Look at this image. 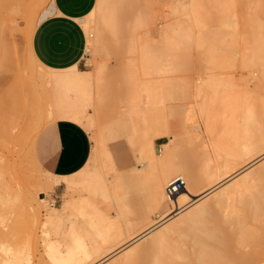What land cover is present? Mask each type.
Here are the masks:
<instances>
[{"label":"bare ground","instance_id":"1","mask_svg":"<svg viewBox=\"0 0 264 264\" xmlns=\"http://www.w3.org/2000/svg\"><path fill=\"white\" fill-rule=\"evenodd\" d=\"M98 1L101 2V0ZM188 1L190 2L189 5L187 4L188 6H186L188 7V10H184V12H188L189 14H186L190 18L187 25L185 23L184 26H188L190 24L189 26L191 31L193 28L198 26L199 28H197L199 29V32H197L196 29L194 33L199 34L195 37L193 31L192 33L191 31L189 32V30L186 31L189 27H187V29L186 27H183V22L185 20H182V23L179 22L180 24H176L178 25V28L175 27L176 25L174 28L173 25L168 22V25L170 24L173 27V30H167L168 25L165 30L162 29L165 32V39L167 40L165 41V48L167 44L169 42L171 43L173 40L175 42L173 41L171 45L179 42L178 39L180 38L176 39L174 36L175 33H179V35L184 33L185 35L182 34L183 37L187 38L186 36H188V39L195 37L199 41L198 45L203 44L205 46L206 53L213 56L211 57L213 60L210 58V61L215 62V60L218 59L219 56L217 57L218 53L216 52L219 50L222 51V53L224 52V57H226L225 60L230 56L234 58L236 64L240 65L242 68L249 67L253 64L260 65L261 62L264 63V0H240L239 3L236 2L237 0ZM41 2H43V0H0V51L4 53L1 54L0 52L2 55L1 59L4 60L6 58V60H15L12 59V56L16 55L17 45L13 43V41H10V38L8 39L7 35L10 21L13 20L16 14H23L27 18V20L25 19L27 21L25 24H28L27 34H30L27 36H31L32 38L36 28L34 16L36 14L37 7L42 5ZM147 2L148 0H128L129 5L126 4V7H122L121 11H119L120 14H117L116 12L119 10L117 8L118 6L116 7L117 10H112L113 12L110 13L108 11L109 14H105V12H103V20H101L103 23L101 24V27L99 24L98 28H100H97V32L103 37V40H105L108 29V27H106L108 20L111 21L112 18L114 19L116 14L118 15L117 18H121L122 21H124V16H128L129 14L132 16L134 14L133 16L136 20L134 21V24H131L133 25L131 28L134 27L133 30H135L136 25H141L140 23L144 21L145 17L142 15V13H144L143 6L146 7ZM54 3L52 1L45 9H43L40 14L39 21L54 10ZM111 9L112 8L107 10ZM130 15L129 17H131ZM212 16H214V20L209 22L208 18H211ZM78 18L81 20L85 19L83 15ZM190 19L193 24L197 26L193 27L194 25L191 24ZM13 21H15V19ZM129 26L130 25H128V27ZM179 30L184 31L179 32ZM167 31L174 33V35L172 34L167 37ZM122 34L124 33L122 32ZM179 35L176 36L179 37ZM100 36H98V38ZM168 39L172 41L169 40L168 42ZM169 44L168 46H170ZM151 45H149V47ZM142 46L143 44L141 47ZM32 48V45H30L27 55L30 56V59H34L36 63L39 62V65L41 61L38 59ZM144 49L147 51L149 50V53L150 51L153 52V54H149L145 51L144 55H146V57L147 55H150L147 60L148 67H155V62H157L156 55H158V52L155 51L156 48L153 50L146 46ZM146 57L142 60L146 61ZM224 57L222 58L223 60ZM8 63L10 62L8 61ZM158 63L159 62H157L156 68ZM40 65H43V67L45 66L42 63ZM45 67L50 71L45 74L43 73L45 76L41 73L39 78L41 79V77H43L42 80L44 82L46 81L56 86L55 91L51 95V100L48 99L47 102H40V99L29 91L30 88L28 86L29 90L27 89L25 86L27 83H23V81L26 82V80L23 79H25L26 76L27 78L29 76L25 74H22L19 76L20 79H17L18 81L21 80L19 81L20 83L16 84L17 81L15 80L16 82H13V86H9L0 92V147H2V149H9L8 152L10 151L16 155L14 157L11 153L13 155L11 157H14L11 160H9V157L6 158L7 155H0V162H5V164L3 162L1 164L4 165V168L6 166L7 169H5V173H8L7 179L8 182L10 181V183H7L4 179L5 181L2 180V183L0 180V217L3 216L2 213L4 212L3 208L5 206L4 202L6 201L8 203L9 200L11 202V199L8 200L7 198L12 196H14V199L18 196L16 199L19 198L22 201V205L31 212V215H34V219L36 216L37 220L40 214L38 207H33V204H30L32 200L31 195L29 203V199H24L25 193L26 191L28 192V190L32 191L30 192L31 194L34 193L35 195H39V193L35 191L33 186H29L31 185L29 184L30 180L25 179L27 168H25L26 165H24L23 162L27 158L25 160L22 158L16 159V157L20 156V152L23 153V151H20L22 148L19 147V144H23V141L26 138L28 142V138H30V136L33 137L31 138L33 140L31 145L34 144L39 130L46 123L57 118L72 119L83 125L93 124L92 121L94 118L88 112V106L92 103L91 90H93L92 88L95 86L94 83L97 82H95V77L98 79V75L94 76L90 73V70L82 69L76 64L63 68H57L49 65ZM150 69L154 70L153 67ZM20 70H22L21 67L18 68V71ZM251 72H256V70L251 69L249 73ZM206 79V83H209H207V85L209 87L212 85L216 89L214 92L211 91L213 95L211 94L210 97L213 99V96H215V100L218 96L220 97L219 99L217 98V102L212 99L209 100L208 98L210 97H208L207 101L205 100L200 106V112L204 113L206 118V136L203 135V137H201L198 133L190 136L191 140L194 139V142L196 141L195 138L198 140V136L200 139L202 138L200 143L204 144L203 147H205L203 148L204 158L202 160L205 161L201 160L200 162L205 163L200 167L198 166V171L189 167L188 168L191 170L185 168V170H187L186 172H184L185 170L181 171V173L183 172L182 178L184 180H186L184 175L185 173H187V179L189 178L187 188H190L191 191L197 187H199L197 190L202 189L199 192L195 190V192L191 193V195L194 196L190 197L189 194L188 196L190 199L187 198L185 203L181 204L178 202L181 205L173 210L174 214L170 216L171 213H169L168 215L171 218L175 217L172 221L165 224L163 223L165 216L163 217L164 220L160 222L161 219L154 220L152 218V214L150 213L148 214L147 220V216L145 217V220L148 221L146 227L132 236L130 233L129 235H126V233V236H124L119 232V234H117L120 239L117 240V236L114 234V231L111 233V226L115 220L107 216L105 217V214L96 197L101 196L105 199H110L114 196L115 201L117 202L116 199H118L119 202V195L122 196V194H119V186L116 182H109V180L106 181L105 177L102 176L103 171H101V168V172H99V170L92 169L90 168L91 166L89 167L91 164H89L91 160L90 157L86 164L77 171L81 173L80 179L66 181V196L60 205H55L53 201H48L46 196L40 195L41 199L43 201L45 200L47 205L46 217L43 222V229L45 230L43 231L46 233V235H44V238L46 237L44 241L47 242L46 240L50 239L48 242H51L48 245L46 244L48 247L46 246L45 249L49 248V252L52 251L48 253V255L51 256L50 258L55 264H96L99 261H104L117 251L120 253L119 250L124 248L122 247L120 249L124 242L120 244H118V242L123 240V238L126 239V242L128 240L130 242V239L133 238H141V236H146L147 233L152 232L153 228L161 224H165V227H162V229L156 232L144 244L133 248L132 246L125 247L128 249L124 250L126 251L123 255L124 258L120 256L123 259L120 257L117 259H121L123 263H120V260H113V263L111 261L109 264H114V262L117 264H136L138 262L139 264H264V161L258 167L244 172L245 169L247 170L250 167L249 163L257 160L259 161V159L264 156V96L261 105L254 99H246L243 93V88L244 85L247 84L243 81V79L241 84L239 80L234 77V75H231L229 81L225 80L227 83H224L219 79H217V81L215 76L213 78L212 76L211 78L206 77ZM42 80L41 82H43ZM262 80L264 82V68H262ZM44 82L43 84H45ZM220 83L223 85L222 89H220L221 92L220 90L217 91ZM96 84L99 86V83ZM198 85L199 86H197V88L201 86V83ZM241 85L243 88H240ZM235 86L239 88L236 89ZM50 90L52 91V89ZM92 93L94 94L96 91H92ZM47 98H50V96ZM221 99L223 100L221 101ZM199 105L200 104H198V106ZM170 138L172 139V136ZM171 139L163 142V148L161 147L157 149L158 144L152 137L150 139L152 141H147L148 144L142 149L143 151L141 150V153L137 155L139 156L138 158L147 157L148 164L146 167L143 168L142 166L136 165V167L140 169L142 168L143 171L145 170V179L149 181L153 179L155 180L160 174L161 169L162 171H165L163 170L164 167L168 168L169 171L166 169L165 173H169V175L170 171H173V167L172 165L170 166V164L172 163V158H175L178 154V152L175 151L180 144L179 140H176L175 137H173V141ZM200 139L198 141H200ZM103 150L105 152L104 155L111 160V150L106 148V146L103 147ZM175 153V156L172 155ZM32 156L30 154V157L32 158L29 159L30 162L32 160L35 164L40 165L35 154ZM170 158L171 161L169 160ZM165 163L169 164V167ZM158 164L166 166L160 167ZM155 165L156 167L157 165L160 167V172H158L159 170L157 169L159 174L155 172L157 176H155L156 174L153 172V169H155L153 166ZM192 166L193 165H191V167ZM246 166L249 167L247 168ZM3 167L0 168V172ZM45 171L51 176L64 177L61 175H55L48 170ZM242 172L243 174L239 176ZM165 173L161 172V177L165 176L163 175ZM139 174L142 173L139 172ZM169 175L166 174L168 179ZM181 175L179 174V176ZM153 176L156 178H153ZM164 178L165 177H163V179ZM167 178H165V180H167L169 184L171 179L169 181ZM58 181L59 180H52V187L57 185ZM7 184H11V190L7 188ZM21 184L26 186L27 190L25 187H22L23 189H21ZM42 186L46 191L44 183ZM183 190L185 192L186 187H183L182 191ZM211 190H213V195L211 194L212 196L208 200H199L201 202L198 203L197 201L194 207L190 209L186 208L187 206H190L191 201L197 200L195 199L196 196L204 192L209 193ZM184 192L181 193L180 191L174 197H180ZM33 198H35V196H33ZM182 198L180 197V199ZM153 199V203H157L158 197L156 196ZM16 202H18V200H16ZM149 202L152 203V201ZM14 205L15 204H13V207ZM185 208L188 210L183 212ZM151 210L153 209L151 208ZM180 211L183 212V214ZM179 212L181 215H179ZM91 225L95 227V232H93L94 229L91 228L93 227ZM4 227L6 228L7 226ZM6 230H9V232ZM11 230L8 229V227L7 229L2 228V224H0V249L13 244L15 247L14 260L16 261V264H48L43 254L37 256V254L34 253L32 245L26 243H23L25 246L20 244L17 245L15 243L17 240L14 239L15 237H13L12 240L14 243H11L10 241L8 242V240H11L9 238L13 234ZM52 233L54 235L56 234V238L53 236L55 239H52L50 236ZM14 234L13 236H15ZM112 234L115 236H112ZM98 235L103 241L98 240ZM122 235L124 236L123 238ZM127 237H129L128 240ZM52 240H54L53 242L57 240L58 243L55 242L53 244ZM63 240H65L64 243L66 242V250L62 249L64 246L60 245ZM185 240H189V242H191L190 250H187L184 246H182L185 244V242H183ZM35 242L37 243V241ZM187 247L189 248V246ZM147 257L150 259H147Z\"/></svg>","mask_w":264,"mask_h":264},{"label":"rangeland","instance_id":"2","mask_svg":"<svg viewBox=\"0 0 264 264\" xmlns=\"http://www.w3.org/2000/svg\"><path fill=\"white\" fill-rule=\"evenodd\" d=\"M52 1L53 0H45V1L43 0V2H41L42 5L37 7V11L34 16L35 17L34 23L36 25V28L39 22L41 12ZM236 2L239 3L240 0H237ZM95 3L96 4H94L91 10H89V12L83 15L85 17L84 20H81L78 18L84 27V30L87 35V41H88V46H87V49L85 50L84 58L78 64V66L82 69L90 70V73L93 74L94 76L98 75V79L97 77H95V82L97 81L96 83H99V86H100L99 87L96 83H94L96 87L93 85L95 88L93 87L92 88L93 90H91V102L92 103L88 106V112L94 118L92 121L93 124L91 125L84 124L83 126L87 128V130L89 131L91 135V139H92V151L90 154L91 160L89 162V164L90 163L91 164L89 165V167L91 166L90 168L99 170V172L103 171L102 173L104 175L102 174V176L105 177L106 181L109 180V182L110 181L116 182L119 186V191H120L119 194H122V196L119 195V198H120L119 202H118V199H116L117 202L115 201L114 196L113 198L110 196L111 200L109 198L105 199L101 196L96 197L101 209L103 210L105 214V217L107 216L115 220V222H113V225L111 226V230H112L111 233L114 231V234L117 236V240H118L120 239V237L118 238L119 232L122 233L124 236L129 235V233L132 236L136 234L137 232H139L140 230H142L144 227H146L147 222H148L146 220L148 219V214L150 213L152 214V218L154 220L161 219L160 220L161 222L162 220L165 219L163 222L165 224L172 221V219L175 218V217H172V218L170 217L172 214H174L173 210L177 208L178 206H180L182 203H185L186 202L185 200H187V198L190 199L191 196H194V195H191V193L195 192V190L199 188L197 187L193 189V191H191L190 188H187V185H188L187 182H189L188 180L189 178L187 179V176H186L187 173H185L184 175L186 177L185 178L186 180H184L185 181L184 187H186V191L184 192V190L182 191L181 189L180 190L181 193L184 192L185 194L183 193L184 195L183 194L181 195L180 193L181 196L179 195L181 198L182 197L183 198L182 199H180V197L169 198L168 193H167L168 182L167 180H165V178H167L166 174L169 175V173H165L166 169L167 171L169 170L168 168L164 167L166 165L167 166L169 165L167 163H165L166 165L164 166L158 164L160 167L161 166L164 167L163 170L165 171H162L161 169V172L165 173L163 174L165 176L161 177L162 174L160 172V167L157 165L158 167L157 168L155 165L153 167L156 170L153 168L152 169L154 170L153 171L154 174H156L155 172L159 170L158 172H160V174L157 172V174H159L158 177L157 178L155 177L157 176L156 174L155 176H153V178L154 177L156 178L155 180L153 179L149 181L145 179L146 178V175H145L146 173L144 174L145 170L143 171L142 168L140 169L136 167V165L142 166L143 168L146 167L148 164L147 157L138 158L139 156L137 155L141 153V150L148 144L149 141H152L150 139L153 137V140H156L158 144L157 149L161 147L163 148L164 147L163 142L168 140L171 136H172V139L171 138L170 139L172 141H173V137H175L176 140H179L180 145L177 148L178 151L177 150L175 151V152H178V154L177 155L176 153L172 154L174 156L176 155L175 158L174 157L172 158L173 159L172 161H171V158L169 159L172 162L170 166L172 165L173 167V168L171 167L173 171L170 169L172 172L170 171V175L168 176L169 179L167 178L169 181L170 179L172 181L174 178L183 177V172L181 173V171H184L185 168L186 169L192 168L193 170L195 169V171L196 170L198 171L199 167L205 163V162H200L204 158L203 148L205 147H203L204 144L200 143L202 138L200 139L199 136L200 135L201 137H203V135L206 136V133H207L205 114L200 112V106L204 103L205 100L207 101V98L210 97L211 94L213 95L212 92L216 91V89L212 85H210V87L207 85L208 82L206 83V80H207L206 77L211 78L212 76L213 78L215 76L216 80L219 79L220 81L227 83L226 81L230 80L229 78L231 77V75H234V77L237 80H239L241 84H242V79H243V81L247 85H244V88L241 85L240 88L244 89L243 93H244L245 98L254 99L258 104L261 105L263 102V96H264V82L262 80V68H264V63L261 62L260 65L253 64V65H250L249 67L242 68L240 65H237L235 59L230 56L228 57L229 59L227 58L225 60L226 57H224L225 56L224 52L222 53V51H219V50L216 52L218 53L217 57L219 56L218 59L214 57L217 60L214 59L215 62L210 61L211 59L213 60V58H211L213 56H210V54L206 53L205 46L203 44L198 45L199 41L195 37L199 33L196 34L194 33V31L197 29L196 31L199 32V29H198L199 27L193 24L191 19H190L191 24L194 25L192 26L198 27V28L195 27L192 30L193 33L195 34V37H193L192 39L190 38L188 39V36H186L187 38L183 37V35H185L184 33H182L183 35L180 34L181 35L180 36L179 33L178 34L175 33L174 35V33L167 31L168 32L167 37L173 34L176 37V39L178 38L180 39H178L179 40L178 43L177 42L173 43L174 45H171V43L174 40L172 41L168 39V42L169 40L172 42L171 43L169 42L170 44L169 43L168 44L170 46H168L167 44L168 47L166 46L165 48V41L167 40L165 39L166 35L164 34L165 33L164 30L166 29L168 22L174 27L176 24H180L179 22L182 23L185 20L183 22L184 23L183 27H186V29L187 27H189L186 31L188 30L189 32L191 31L189 23H188L189 24L188 26H184L185 23L187 25V22L190 18L186 14L188 12H184V10L186 11L188 10V7H186L190 3L188 0H148L146 7L143 6L144 13H142V15L143 17H145L144 21L140 23L141 25L137 24L135 30H133L134 27L131 28L133 26L131 24H134V21L136 20L134 19V16H133L134 14L132 15L133 17L129 14L132 18L129 17V15L124 16L123 17L124 21H122L121 18L120 19L117 18L118 17L117 14H120L119 11H121L122 7H126V4H128V0H101V2L96 0ZM106 5H107V8H106ZM116 7L119 10H117ZM110 8L112 9L107 10ZM112 10H117L116 11L117 14L115 15L114 19L112 18L111 21L108 20V23L106 21L107 26L106 25L105 26L108 27L107 34L108 33L109 34L108 35L106 34L105 36L106 39L104 38L105 40H103V37L100 36V34L97 32L98 31L97 28L99 24L101 27V24L103 23L101 21L103 20V16H102L103 12H105V14L107 13L109 14V12L110 13L113 12ZM14 19L15 21H13ZM25 19L27 20V18L23 14H16L13 20L10 21L9 31L7 35H8V39L10 38L9 40L13 41V43L17 45V51H16V55H13L14 57L12 56V59H15V60H8V59L6 60V58L4 60L1 59L2 58L1 54L3 52L0 51L1 52L0 54V88H1L0 92H2L5 88L9 86H13V82L15 80L17 81V82L15 81L16 84L20 83L19 81L21 80L18 81L17 79H20L19 76H21L22 74H25L29 76L28 78L26 76L28 80L26 78L23 79V80H26V82L23 81V83L28 84L30 82L28 85L27 84L25 85L26 87L28 86L30 88V90L28 87L27 89L32 94L37 96V98L40 99L39 100L40 102H44V101L47 102L48 99L51 100V95L55 91L56 86L46 81L44 82L42 80L43 77H41V79L39 78V75L41 73L43 75V73L45 74L50 71L48 70V68L45 67V66H48V64L44 63L42 60L38 58L41 61V63L44 64L45 66L43 67V65H40L41 63L38 65L39 62L36 63L34 59L33 60L32 58L30 59V56L27 55V52L29 51L28 48L30 47V45H32L33 47V36L32 38L31 36H27L30 34H27L28 24H25L27 22ZM213 20H214V16H212L211 18H208L209 22H212ZM170 24L168 25L169 27L167 26V30H173V27ZM128 25L130 26L128 27ZM175 27L178 28V25H176ZM180 31H184V30H179V32ZM122 32L124 34H122ZM176 35H179V37H177ZM98 36L100 37L98 38ZM101 39L103 42L101 41ZM163 43H164V47H163ZM142 44L143 46L141 47ZM148 44L151 45L150 46L151 48L149 47ZM146 46H148L149 49H153V50L154 48H156L155 51L158 52V55H156L157 56L156 60L157 62H159L158 66L156 68L157 62H155V67L152 66L155 71L150 69L152 67L149 68L147 65V60L150 57V55H147V57L146 55H144L145 51H147L146 49H144ZM147 53H149V50L147 51ZM151 53L153 54L152 51H150L149 54ZM144 57H146V61L142 60ZM223 57H224V60L222 59ZM4 61H7V62H4ZM8 61L10 63H8ZM19 67H21L23 71L22 70L18 71ZM251 69L256 70V72L249 73ZM223 74H226V75H223ZM41 80L45 84H43ZM200 83H201V86L197 88V86H199L198 84ZM220 85H218L217 91L222 89L223 87L222 83H220ZM238 88L236 87V89ZM50 89H52V91ZM92 91L93 92L96 91V93L93 94ZM92 94H93V98H92ZM49 96L50 98H47ZM214 97L215 96H213V99L212 97L208 99L209 100L212 99L214 101L215 100ZM219 97L220 96H218L217 98L219 99ZM222 100L223 99H221V101ZM198 104L200 105L198 106ZM197 133L199 134L197 138L198 140L200 139V141H198L195 138L196 141L194 142V139H192L193 140L192 141L190 136L197 134ZM31 138L33 137L30 136V138H28V142L26 138L24 139L23 144L22 143L19 144L20 145L19 147L22 148L20 149V151H23L24 154L20 152L21 153L20 156L16 157V159L22 158L25 160L27 158L25 161L23 160L24 165H26V167L25 166L24 167L27 168L25 179L30 180L29 184L31 185L29 186L30 187L33 186V188L35 189L36 192L39 193V195L38 194L35 195L34 193L31 194L30 192L32 191L28 190L29 193L26 191L27 194L25 193V196L24 194L23 196H24V199L26 200L32 196L31 197L32 200L30 204L31 205L33 204L32 205L33 207L34 206L36 208L38 207V209L40 210V214L37 220H36V216L34 219L33 217L34 215H31V212L22 205L23 204L22 201L19 198L16 199L18 196L17 197L15 196L16 197L15 199L13 198L14 196H12V197L7 198L8 200L11 199V202L10 200L8 201V203L10 202L9 204L11 205H9L6 201L4 202L5 204L3 208L4 212L2 213L3 216L0 217V219H2L0 220L1 222L0 224H2V228L7 229L8 227V229L10 230L12 229L11 231L13 232V234L15 233L14 234L15 236H13V234L12 236L10 235L11 237L9 239L11 240H8V242L10 241L11 243H14L12 242V240H13V237H15L14 239L17 240V242L15 241L17 245L19 244L24 245L25 243L30 244L33 246L34 253L37 254V256L43 254L48 264H55L54 261L50 258L51 256L48 255V253L52 251L49 252V248L45 249V247L51 242H48V240H50L48 239L49 238L48 236H47L48 240H46L48 243L44 241L46 238V237L44 238V235H46V233H44L45 230L43 229L44 228L43 222L45 221V217H46V212H47L46 206L47 205H46V201L45 200L43 201L41 199V196H46V199H48V201H53L55 205H60L66 196V181L67 180H79L81 173L76 172V173H73V174H70L64 177H55V176H51L48 173H46L45 171L46 169L43 168V166L39 163V161L38 163L40 165L35 164L34 162H32V160L30 162L29 159H32L30 157V154L31 156L35 154L34 153L35 152V142L34 144L31 145V143L33 142ZM35 141H36V138H35ZM105 146L106 148H109L112 152L111 160H109L107 156L104 155L105 152L103 150V147ZM8 150L9 149H6V148L2 149V147H0V151H1L0 155L1 154L5 156L7 155L6 158L9 157V160H11L16 155L10 151L8 152ZM11 153L14 155V157H11L13 156ZM198 161H199V165H198ZM202 161H205V160H202ZM263 161H264V156H262L259 159V161L257 160V161H253L254 163L253 162L249 163L250 165L249 164L248 165L250 167L246 166L247 168L248 167L249 168L247 170L245 169L244 172L258 167L261 163H263ZM2 162H0L1 167L4 166L3 164H1ZM3 163L5 164V162ZM190 164L193 166L191 167ZM2 169L0 172V178H2L0 179L1 182L2 180L3 181L6 180L5 182L10 183V181L8 182V179H7L8 173H5V169H7L6 166L3 170ZM186 171L187 170H185L184 172ZM139 172H141L142 174H139ZM29 173L32 175H30ZM179 174L180 175L182 174V175L179 176ZM242 174L243 172L239 174V176ZM163 177L165 178L163 179ZM48 178L52 180H59V181H58V185L55 187H51V188L45 187L46 189L45 191L42 185L43 183L46 182ZM10 186L11 184L10 185L7 184V188L9 190H11V187H12ZM22 187L23 188L25 187L26 189V186H23V184H21L20 188L23 189ZM201 189L197 191L199 192ZM212 192L213 190L209 191V193L204 192L196 196L195 199L197 200L191 201L190 206H187L186 208L190 209L194 207L197 201L198 203L201 202L199 200H202V201L208 200L213 195ZM33 196H35V198H33ZM156 196L158 197V201L157 203H153L154 202L153 198H155ZM200 197L203 199H201ZM16 200H18V202H16ZM149 201H152V203H150ZM29 202H30V199L28 203ZM178 202L181 204H179ZM192 202L193 203L195 202V203L193 204ZM13 204H15L14 207H13ZM150 204H153V205H150ZM151 208L153 210H151ZM186 208L185 210H183V212L188 210ZM183 212L181 213L183 214ZM169 213H171L170 216H168ZM181 213L179 215H181ZM164 216L165 218L163 219ZM145 217H146V220H145ZM165 224H161L153 228L152 232H149L150 234L147 233L146 236L144 235V236H141V238L139 237V238L130 239V242L128 240L130 236L127 237L128 244L126 242V239L123 238L124 236L122 235L123 240H120L118 244L122 242H124V244L123 246L120 247V249L122 247L125 248L128 246L130 247L132 246L133 248V247L144 244L156 232L162 229V227H165L164 226ZM4 226H7V227L5 228ZM91 228L94 229L95 227L93 226ZM7 232H9V230ZM93 232H95V229L93 230ZM52 234L50 236L53 239L56 236V234L55 235L54 234L52 235ZM114 234H112V236H115ZM98 240L103 241L100 238V236ZM35 241H37V243ZM53 241L54 240H52V242ZM64 241L65 240L61 241L60 245L64 246V248L62 246L61 247L62 249L66 250L65 249L66 242L64 243ZM55 242L58 243L57 240ZM55 242H53V244ZM183 242H185V244L182 243L183 244L182 246H184L185 249L190 250L191 242H189V240L187 241L185 240ZM187 246H189V248ZM124 248L119 250L120 253H118L117 251L116 252L117 254L114 253L109 258L105 259L104 261H99L100 263L97 262L96 264H109L111 263V261L113 263V260L114 261L117 260L120 256L123 257L124 253L126 252L124 250L128 249V248H125V249ZM14 250H15V247L13 244H11V246L0 249V264H16V261L14 260L15 258ZM122 257L120 258L123 259L124 257L123 258ZM121 259H119L120 263H123ZM147 259H150V258L147 257ZM115 263L116 262H114V264ZM136 264H139V262Z\"/></svg>","mask_w":264,"mask_h":264},{"label":"crops","instance_id":"3","mask_svg":"<svg viewBox=\"0 0 264 264\" xmlns=\"http://www.w3.org/2000/svg\"><path fill=\"white\" fill-rule=\"evenodd\" d=\"M95 2L53 0L54 10L38 22L33 35V49L40 60L57 68L78 65L83 60L88 41L78 17L89 12ZM91 151L89 131L72 119L51 120L36 136L37 160L55 175L67 176L77 172L86 164ZM44 187L51 188L52 179L48 178Z\"/></svg>","mask_w":264,"mask_h":264},{"label":"built area","instance_id":"4","mask_svg":"<svg viewBox=\"0 0 264 264\" xmlns=\"http://www.w3.org/2000/svg\"><path fill=\"white\" fill-rule=\"evenodd\" d=\"M185 181L181 178H175L167 185V193L169 198L176 196V194L184 187Z\"/></svg>","mask_w":264,"mask_h":264}]
</instances>
